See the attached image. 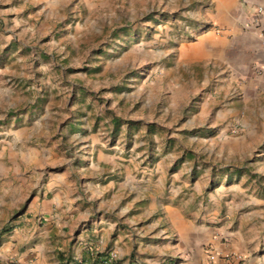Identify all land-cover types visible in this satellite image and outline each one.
I'll return each instance as SVG.
<instances>
[{"label": "rangeland", "instance_id": "obj_1", "mask_svg": "<svg viewBox=\"0 0 264 264\" xmlns=\"http://www.w3.org/2000/svg\"><path fill=\"white\" fill-rule=\"evenodd\" d=\"M216 11L217 0H0V150L12 153L0 246L18 226L20 254L38 240L51 182L89 224L116 223L111 239L172 245L214 228L264 260V85L222 58L233 35ZM236 28L264 36V7Z\"/></svg>", "mask_w": 264, "mask_h": 264}, {"label": "crops", "instance_id": "obj_2", "mask_svg": "<svg viewBox=\"0 0 264 264\" xmlns=\"http://www.w3.org/2000/svg\"><path fill=\"white\" fill-rule=\"evenodd\" d=\"M255 7H264V0H217L216 18L225 25L233 36L232 41L223 49L222 58L233 70L257 68L261 74L259 85H264V36L259 32H243L236 25L249 20L250 11ZM236 21H240L236 23ZM242 21V23H241ZM16 135L11 142H17ZM8 143V142H7ZM1 145V144H0ZM13 147V146H12ZM6 149V147H4ZM12 153L0 150V178L8 176L7 161ZM4 182V183H3ZM4 186L8 183L2 180ZM50 194L41 201L40 196L33 201L42 214L51 219L43 230H37L35 222L32 236H38L34 244L27 246L20 254L24 243L25 227L18 226L10 235L5 236L0 250L11 255L12 262L20 264H264V260L255 256L243 237H228L221 232L192 230L189 236L180 234L172 244H154L137 240L132 234L120 233L111 239L110 231L116 228L112 224L93 221L88 223L91 210L83 209L79 197L64 194L55 183L45 187ZM4 195L0 196V206L7 204ZM21 224V222H19ZM97 225V226H96ZM120 229V228H119ZM53 234V236H51ZM48 240V242H46ZM115 252L111 258L110 252ZM60 257H63L60 260Z\"/></svg>", "mask_w": 264, "mask_h": 264}, {"label": "trees", "instance_id": "obj_3", "mask_svg": "<svg viewBox=\"0 0 264 264\" xmlns=\"http://www.w3.org/2000/svg\"><path fill=\"white\" fill-rule=\"evenodd\" d=\"M8 231L6 230V229H4L3 231H2V233L3 234H5V233H7ZM63 259V257H60V260H62Z\"/></svg>", "mask_w": 264, "mask_h": 264}, {"label": "built area", "instance_id": "obj_4", "mask_svg": "<svg viewBox=\"0 0 264 264\" xmlns=\"http://www.w3.org/2000/svg\"><path fill=\"white\" fill-rule=\"evenodd\" d=\"M114 257H115V255H114V254H112V255H111V258H114Z\"/></svg>", "mask_w": 264, "mask_h": 264}]
</instances>
